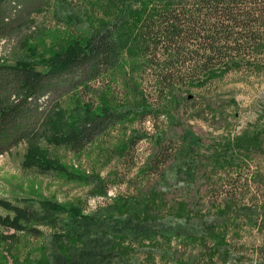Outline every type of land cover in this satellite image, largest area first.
<instances>
[{"label": "rangeland", "instance_id": "374dc122", "mask_svg": "<svg viewBox=\"0 0 264 264\" xmlns=\"http://www.w3.org/2000/svg\"><path fill=\"white\" fill-rule=\"evenodd\" d=\"M126 2L52 0L17 34L0 38V61L47 57L69 43L85 42L94 30L114 22ZM131 13L121 12L123 59L61 98L67 113L90 104L129 110L126 116L81 151L49 139L23 141L0 155L1 264H38L43 244L48 252L59 220L69 215L61 211L53 225L47 224L46 199L101 214L98 223L105 225L92 236L117 251L108 264L264 263V75L231 70L158 96L143 73L145 56ZM41 62L36 67L43 68ZM137 135L143 137L130 146ZM169 141L173 157L160 173H148V160ZM31 152L37 156L32 162ZM44 153L69 170L45 168L37 160ZM190 159L199 163L194 171L185 168ZM102 186L107 191L96 193ZM147 198L134 211L133 205ZM134 212L136 219L129 223L125 218ZM145 218L165 233L180 222L188 230L144 237L130 224ZM120 223L129 228L105 242L114 238L111 225ZM214 230L226 243L219 248Z\"/></svg>", "mask_w": 264, "mask_h": 264}, {"label": "trees", "instance_id": "16d2710c", "mask_svg": "<svg viewBox=\"0 0 264 264\" xmlns=\"http://www.w3.org/2000/svg\"><path fill=\"white\" fill-rule=\"evenodd\" d=\"M51 1L0 0V38L17 34L30 23L34 12ZM121 12L128 15L132 12L131 17L136 16V42L145 56L143 73L158 89V96H165L176 86L204 84L207 79L231 70L264 75V0H127L113 18L115 21L94 30L85 42L69 43L47 57L0 61V155L23 141L49 139L59 145L65 143L69 150L81 151L126 116L129 110L107 106L93 109L90 104L83 105L77 107L75 113H67L61 107L65 94L101 76L123 59L124 45L119 37L125 21ZM38 61H42L43 68L36 67ZM142 137L137 135L130 146ZM241 138L246 141L248 136ZM173 145V141L159 145L147 162L148 173H160L173 157ZM48 149L46 147V151ZM35 154H28L31 162L33 156L37 157ZM38 157L45 168L56 167L60 172L68 169L65 163L46 153ZM184 162L185 168L192 171L199 165L193 159ZM106 191L107 186H102L96 193ZM148 201L149 198L133 205L134 211ZM44 205L47 224L53 225L61 211L66 210L69 218L57 221L59 227L53 232L52 246L48 247V252L45 244L41 246L44 253L43 259L36 261L38 264H108L112 261L111 255L117 251L104 245L100 237L92 236L95 228L105 225L98 223L100 213L85 212L82 206L47 199ZM135 214L130 213L125 219L130 223L132 218L136 219ZM148 219H137L130 227L152 238L159 233L183 235L188 230L180 222L165 233L158 223ZM119 220L121 217H117L116 222ZM127 226L112 224L114 238L105 242L115 241V236L123 235ZM212 235L216 237L213 243L217 248L226 244L222 232L214 230ZM225 252L230 255L229 249Z\"/></svg>", "mask_w": 264, "mask_h": 264}]
</instances>
